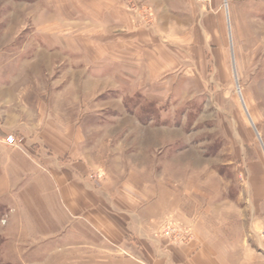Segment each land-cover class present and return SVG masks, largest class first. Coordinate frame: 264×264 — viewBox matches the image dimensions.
I'll use <instances>...</instances> for the list:
<instances>
[{
	"label": "rangeland",
	"instance_id": "374dc122",
	"mask_svg": "<svg viewBox=\"0 0 264 264\" xmlns=\"http://www.w3.org/2000/svg\"><path fill=\"white\" fill-rule=\"evenodd\" d=\"M229 4L221 0L226 36L205 41L201 50L190 44L186 58H173L172 72L153 73L145 83L142 68L118 67L112 55L126 17L132 31L163 45V25L149 0H0V73L39 84L46 115L54 109L60 125L71 127L74 147L92 166V181H150L152 197L167 189L174 201L187 199L196 181H204L209 192L249 194L260 203L264 0H234L232 11ZM68 40L89 44L93 72L84 68V55L64 49ZM100 60L110 61L103 75ZM68 81L87 87L68 91V105L57 113L49 100L57 93L53 83L63 89ZM7 206L0 203V264H139L134 249L125 245L123 254L116 238H102L99 219L91 225L79 218L77 234H70L74 219L64 210L58 232L39 233L31 217L20 210L15 217ZM260 210L263 217L264 204ZM169 220L183 223L168 216L154 234Z\"/></svg>",
	"mask_w": 264,
	"mask_h": 264
},
{
	"label": "crops",
	"instance_id": "0c3cea01",
	"mask_svg": "<svg viewBox=\"0 0 264 264\" xmlns=\"http://www.w3.org/2000/svg\"><path fill=\"white\" fill-rule=\"evenodd\" d=\"M149 1L163 25V45L141 30L132 31L125 16L112 55L118 67L126 62L134 73L142 68V82L150 83L153 73L172 72L173 58H186L185 47L190 44L200 49L205 41L226 36L221 0H208V6L196 0ZM232 2L228 0L230 11ZM88 46L68 40L63 47L71 54L84 55V68L93 72ZM109 64V60H100L98 74H105ZM60 84L53 83L57 93L49 98L57 113L68 105V91L87 87L68 81L61 89ZM38 86L0 73V203H8L12 215L24 212L39 233L58 232L64 210L74 219L69 221L70 234H77L74 226L79 218L91 225L99 219L102 238L107 242L109 236L116 238L123 254L125 245L134 249L139 264H264L259 238L264 201H253L249 194L209 192L204 181H196L198 189L178 201L167 197V189H158L160 194L152 197L150 181H92V166L74 147L71 127L60 125L62 119L54 109L52 116L46 115L45 94ZM8 136L22 143L12 147L5 143ZM243 201L244 207L239 205ZM168 216L192 228V239L185 245H171L154 236L157 224Z\"/></svg>",
	"mask_w": 264,
	"mask_h": 264
},
{
	"label": "built area",
	"instance_id": "2783aa9c",
	"mask_svg": "<svg viewBox=\"0 0 264 264\" xmlns=\"http://www.w3.org/2000/svg\"><path fill=\"white\" fill-rule=\"evenodd\" d=\"M196 1L201 4H206L208 2V0ZM5 143L12 147H15L17 145V141L13 136L6 137ZM154 236L160 239H164L169 244L179 245V243H184L192 238V228L189 225H185L184 223L169 220L164 222L162 227L157 233L154 234ZM259 238L262 245L264 246V227L259 232Z\"/></svg>",
	"mask_w": 264,
	"mask_h": 264
}]
</instances>
